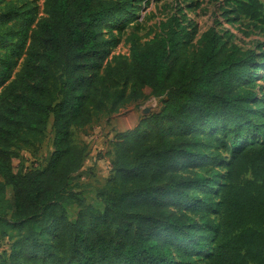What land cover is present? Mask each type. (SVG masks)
Here are the masks:
<instances>
[{
	"label": "trees",
	"instance_id": "obj_1",
	"mask_svg": "<svg viewBox=\"0 0 264 264\" xmlns=\"http://www.w3.org/2000/svg\"><path fill=\"white\" fill-rule=\"evenodd\" d=\"M132 1L44 0L40 15L31 0H0V237L12 240L0 264H197L203 252L206 264H264V44L244 49L211 26L189 52L195 30L173 13L153 38L128 36V55L111 54L118 38L103 26L132 20ZM228 1L264 24L260 0ZM146 87L160 110L116 134L103 208L70 220L86 153L72 129ZM51 115L49 162L14 172Z\"/></svg>",
	"mask_w": 264,
	"mask_h": 264
},
{
	"label": "rangeland",
	"instance_id": "obj_2",
	"mask_svg": "<svg viewBox=\"0 0 264 264\" xmlns=\"http://www.w3.org/2000/svg\"><path fill=\"white\" fill-rule=\"evenodd\" d=\"M43 14L44 0H31ZM264 5V0H260ZM232 3L228 0H133V18L127 22H120L116 26L106 24L103 26L105 33L112 30L118 38V45L112 53L129 54L127 37L136 34L140 42L153 38L161 31L160 24L166 21L173 13L182 16L191 30H195L185 46L189 52L195 51L200 45L201 34L213 26L217 31L225 34L226 38L237 43L244 49L254 48L257 44H264V24L250 19L244 15L232 14ZM264 51V46L262 47ZM111 54L107 57L110 58ZM262 60V58H260ZM264 63V60H262ZM264 69L258 73L255 90L264 100ZM162 106V98H157L151 93V88L146 87L144 96L133 100L118 108L116 112L98 113L94 121L84 128H73V140L86 145V153L82 168L72 176L69 190L79 199L66 205V213L70 220H76L78 212L87 205L103 208L100 192L105 188L112 172L113 141L117 133L135 127L146 115L158 112ZM264 106V105H263ZM55 132L53 116L48 121L46 135L42 143L33 148L19 149V157L13 159L12 170L25 171L27 169H42L49 162L54 148ZM249 139V136H246ZM221 150L225 155L226 152ZM215 169L225 171L219 165ZM199 171L198 169H194ZM178 173H184L179 168ZM0 178H2L0 174ZM12 188L7 186V196L11 197ZM82 198V199H81ZM200 218V215L197 216ZM12 240L0 237V260H8L11 253ZM52 254L56 255L54 250ZM205 253L196 255L197 264H206L203 260ZM48 258L46 262H49Z\"/></svg>",
	"mask_w": 264,
	"mask_h": 264
}]
</instances>
